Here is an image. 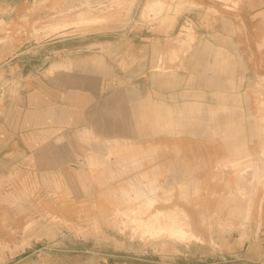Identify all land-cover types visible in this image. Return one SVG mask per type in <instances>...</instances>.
<instances>
[{
    "label": "rangeland",
    "instance_id": "374dc122",
    "mask_svg": "<svg viewBox=\"0 0 264 264\" xmlns=\"http://www.w3.org/2000/svg\"><path fill=\"white\" fill-rule=\"evenodd\" d=\"M242 2L0 0V124L10 129L36 67L123 53L152 34L171 51L172 74L175 47L232 45L227 19L249 26L247 53L230 55L229 86L216 83L215 54L211 110L193 118L185 103L166 139L97 141L81 171L39 166L37 176L28 145L1 151L0 264H264V24L246 21Z\"/></svg>",
    "mask_w": 264,
    "mask_h": 264
},
{
    "label": "crops",
    "instance_id": "0c3cea01",
    "mask_svg": "<svg viewBox=\"0 0 264 264\" xmlns=\"http://www.w3.org/2000/svg\"><path fill=\"white\" fill-rule=\"evenodd\" d=\"M242 6L246 21L261 29L264 0H243ZM235 23L229 18L223 24L232 45L215 46L206 38L205 44L196 41L186 52L175 47L179 61L174 62L172 74L166 56L171 51L152 34L143 38L142 46L133 43L123 53L113 46L109 51L69 54L44 68L36 67L29 75L25 103L16 105L24 115L11 121L12 129L0 124V152L28 145L29 164L37 176L39 166L50 169L47 173L65 166L81 171L90 145L93 154L100 150L97 141L166 139L167 123L173 118L176 126L185 103L193 118L211 110L215 54H222L223 69L216 83L229 86L231 53H247L242 46L247 47L249 26ZM191 87L200 99L190 97ZM3 166L0 160V177Z\"/></svg>",
    "mask_w": 264,
    "mask_h": 264
},
{
    "label": "bare ground",
    "instance_id": "6f19581e",
    "mask_svg": "<svg viewBox=\"0 0 264 264\" xmlns=\"http://www.w3.org/2000/svg\"><path fill=\"white\" fill-rule=\"evenodd\" d=\"M160 6V1H151L150 3H149V9H150V11L151 10H154V9H158V8H160L159 7ZM160 10V9H159ZM92 17L93 16H90V15H88V14H84L83 13V16L81 17V21L83 20V21H89V20H92ZM94 21V20H93ZM66 26V24H60V25H58V24H54V25H51V26H49V28H50V31H52V32H54L56 29H59V28H63V27H65ZM49 30V29H48ZM262 92V91H261ZM260 92V93H261ZM259 93V94H260ZM262 95V94H261ZM260 95V96H261ZM160 241V240H159ZM156 243H157V245H158V241H155ZM154 242V244H156ZM166 243H167V241H166ZM164 244V243H163ZM161 246H162V244H160ZM167 246H168V244H167ZM169 247V246H168Z\"/></svg>",
    "mask_w": 264,
    "mask_h": 264
}]
</instances>
